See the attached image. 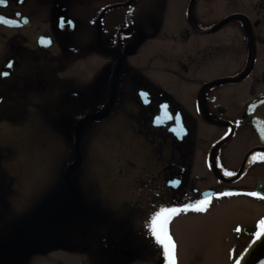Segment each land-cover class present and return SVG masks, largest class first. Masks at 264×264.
<instances>
[{"label": "flooded vegetation", "instance_id": "1", "mask_svg": "<svg viewBox=\"0 0 264 264\" xmlns=\"http://www.w3.org/2000/svg\"><path fill=\"white\" fill-rule=\"evenodd\" d=\"M0 98V139L21 127L51 150L14 200L3 162L20 149L0 142V264H169L151 229L166 207L185 208L168 216L175 264L201 240L208 264L211 237L182 244L178 220L242 211L236 255L264 220V0H0ZM95 158L111 194L124 177L136 194L100 205Z\"/></svg>", "mask_w": 264, "mask_h": 264}, {"label": "rangeland", "instance_id": "2", "mask_svg": "<svg viewBox=\"0 0 264 264\" xmlns=\"http://www.w3.org/2000/svg\"><path fill=\"white\" fill-rule=\"evenodd\" d=\"M31 133L35 132H28L27 129L20 127L13 135L0 139L1 143L14 141L13 145L20 149V152L12 159L3 162L5 167L4 174L14 175L13 189L14 195H16V197L14 195L12 196L14 197V200L21 196H25L26 192L35 184V182L40 181L43 175L46 176V174H48L44 164V159H47L51 150L47 151L46 149H43L40 151L38 149V143L40 141H45L47 137L44 134L38 133H35L37 136L30 137ZM110 134L111 135H104V141H107L109 136H116V141L118 145L121 146L122 134L118 130ZM47 140H49V138ZM30 143L32 145H30ZM104 163L106 164L105 160L95 158L91 159L89 162L84 161V164H81V169L84 170L83 178L86 180L83 187L89 184V180L97 179L100 181L102 189H104L100 205H107L108 203L116 205L118 203L116 201L135 195L136 193L133 191L136 190V184L133 183L132 180H129V177H124L123 180L121 179L119 182L117 181L120 185V189L117 190V194H111V182L108 180V173L106 174L105 172ZM87 168H89V172ZM49 188L51 192H56L58 187L55 181L50 183ZM59 190H61V188ZM106 198L107 202L105 200ZM92 199L95 200L96 198L92 197ZM82 205L85 204L83 203ZM244 215L247 216L246 213ZM242 219V211H234V209H231V211L228 212L227 208L220 207L219 209H213L212 212H209V214L205 216L178 220L179 222L174 224V228L177 231L182 244H185V240L187 238L193 237L192 232L211 237L213 244L210 249V253L219 254V257L213 258L212 254H210L208 264H229L232 260L230 256V254L233 253L232 250L235 249L237 252V250L240 249L245 242V239L241 240L234 248L231 244V240L228 239L229 236L236 234L231 230L233 223ZM205 242V240L191 242V248H188L189 252L187 253V257L184 259L183 263L203 264L204 262H196L194 256L197 251H201L203 253L199 254L202 256V259H204L203 256L208 253H206V250L209 247V244ZM147 260L152 262L153 256H149ZM179 260L180 258L177 259V261Z\"/></svg>", "mask_w": 264, "mask_h": 264}, {"label": "snow or ice", "instance_id": "3", "mask_svg": "<svg viewBox=\"0 0 264 264\" xmlns=\"http://www.w3.org/2000/svg\"><path fill=\"white\" fill-rule=\"evenodd\" d=\"M67 24L70 27L73 26L71 21H68ZM64 25L65 22L61 20L60 26L63 27ZM124 38L125 37L121 35L120 39L123 40ZM8 67L11 68L12 65L9 64ZM3 76L7 77L8 72H4ZM0 102H2V98H0ZM165 108H167V106H165ZM169 119H173V118L169 117ZM229 175H234V173H229ZM224 195H229V193H225ZM248 195L258 196L259 193L252 192V193H248ZM206 203H207V199L198 201V204L200 205H204ZM196 210L204 211L205 209L203 207H198ZM183 211H185V208L166 207L156 212V214L151 218V229L154 239L159 245H163V252L167 256L169 260V264H175V260L173 257V249L175 247V244L172 237L168 233V229H167L168 216L170 214L183 212ZM254 235H255V239H253L252 244H250L248 248H251L253 245H256L258 243L264 244V220L260 221V230L255 232ZM248 248H245L244 253H240L239 255H236L235 249L233 250L234 264H242V262L246 260L245 254L248 252ZM260 264H264V261H261Z\"/></svg>", "mask_w": 264, "mask_h": 264}, {"label": "water", "instance_id": "4", "mask_svg": "<svg viewBox=\"0 0 264 264\" xmlns=\"http://www.w3.org/2000/svg\"><path fill=\"white\" fill-rule=\"evenodd\" d=\"M253 239H255V235L245 245V247L242 249L240 253H244L245 248H248V246L252 244ZM245 255H246V260L243 261L242 264H260L261 261H264V244L258 243L256 245H253L251 248H248V252ZM230 264H234V261H232Z\"/></svg>", "mask_w": 264, "mask_h": 264}]
</instances>
